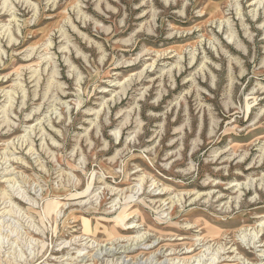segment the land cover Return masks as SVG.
Listing matches in <instances>:
<instances>
[{"label":"rangeland","instance_id":"obj_1","mask_svg":"<svg viewBox=\"0 0 264 264\" xmlns=\"http://www.w3.org/2000/svg\"><path fill=\"white\" fill-rule=\"evenodd\" d=\"M197 263L264 264V0H0V264Z\"/></svg>","mask_w":264,"mask_h":264},{"label":"bare ground","instance_id":"obj_2","mask_svg":"<svg viewBox=\"0 0 264 264\" xmlns=\"http://www.w3.org/2000/svg\"><path fill=\"white\" fill-rule=\"evenodd\" d=\"M11 40V39H10ZM43 131V130H42ZM262 224H263V222H262ZM147 247V246H146ZM150 247H152V246H150ZM135 249L136 248H128L127 249V253H131V252H134L135 251ZM172 250H175L173 247H172ZM194 251V249H191V247H188L187 248V250L183 253V254H190V253H192ZM170 255V254H169ZM154 256V255H153ZM200 257V256H199ZM203 258V257H202ZM215 259V258H214ZM187 260V259H186ZM200 261H201V258H200ZM198 262V261H197ZM198 264V263H197Z\"/></svg>","mask_w":264,"mask_h":264}]
</instances>
